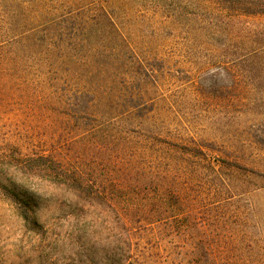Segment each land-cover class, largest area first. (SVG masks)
<instances>
[{"label": "rangeland", "instance_id": "obj_1", "mask_svg": "<svg viewBox=\"0 0 264 264\" xmlns=\"http://www.w3.org/2000/svg\"><path fill=\"white\" fill-rule=\"evenodd\" d=\"M245 22L264 28V17ZM165 25L131 33L134 57L119 62L60 68L12 45L18 63L1 66L0 81L19 111H0V156L14 146L54 155L97 186L56 191L66 219L41 232L16 221L0 189V264H264V67L254 78L246 66L205 71L191 39ZM23 91L50 108L23 110ZM77 94L74 113L53 105ZM17 160L0 159L32 187H50L46 166L34 175ZM77 219L95 223L79 239Z\"/></svg>", "mask_w": 264, "mask_h": 264}, {"label": "trees", "instance_id": "obj_2", "mask_svg": "<svg viewBox=\"0 0 264 264\" xmlns=\"http://www.w3.org/2000/svg\"><path fill=\"white\" fill-rule=\"evenodd\" d=\"M103 2L104 4L98 0H0V67L10 62L13 65L18 63V57L12 52V45L27 47L33 54H39L40 58L46 56V64H55L60 68L80 62L87 63L90 59L96 61L100 58L102 61L108 58L109 61L112 59L119 62L122 55L132 59L133 45L129 39L131 33H137L144 25L157 31L154 20L160 18L166 22L163 28H174L175 33L179 34L178 40H185V36L191 39V48L198 52L199 62L204 68L207 67L205 71L216 69L217 73L232 76L234 69L246 66L249 68L246 72L251 76L264 67V28H253L245 22L247 19L264 17V0ZM25 39H28L30 45H24ZM54 57L57 59L55 63ZM30 59L26 57V60ZM150 77L155 79V73ZM3 87L0 81V111L5 110L1 113L7 114L8 108L19 111L10 103L15 91L3 95ZM77 95L62 98V105H57V100L53 105L74 113L81 109V105L72 104V100L76 103L77 100H83V97ZM23 96V102L19 106L32 112V115L50 108V102L46 99L43 101L38 98L32 103L24 91ZM14 148L15 150L5 148L0 159H18L16 167L22 165L34 175L38 170L36 166H46V175L42 180L50 185L47 190L41 185L32 187L27 178H18L12 169L13 164L0 161V189L4 191L6 199L12 202L16 221L26 228L41 232L50 227L55 215L66 219L68 207L60 204L54 194L56 191L69 196L73 192H91L97 186L96 182L85 177L82 169L58 162L54 155L38 154L35 151L24 153L22 146ZM51 190L54 192L51 193ZM80 205L77 204L78 210L82 211L84 207ZM94 224L87 223L86 219L75 220L73 228L78 239L85 235L86 227ZM59 238L63 240L61 243L67 240H64L65 236ZM59 243L56 241L57 245ZM70 264L103 263L101 260H88L85 257L81 262L75 258Z\"/></svg>", "mask_w": 264, "mask_h": 264}]
</instances>
